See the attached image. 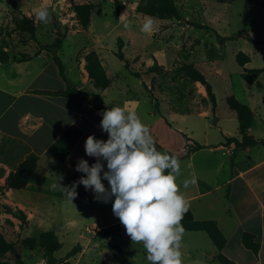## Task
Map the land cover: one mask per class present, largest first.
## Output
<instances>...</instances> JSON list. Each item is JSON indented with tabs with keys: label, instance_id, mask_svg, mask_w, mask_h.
Wrapping results in <instances>:
<instances>
[{
	"label": "crops",
	"instance_id": "1",
	"mask_svg": "<svg viewBox=\"0 0 264 264\" xmlns=\"http://www.w3.org/2000/svg\"><path fill=\"white\" fill-rule=\"evenodd\" d=\"M75 24L78 25L77 22ZM79 30V26L72 28L68 34ZM134 36H138V33ZM97 42L77 51L75 60L71 63V71L62 61L64 73L78 94L96 97L102 106L112 108L117 106L114 104L115 99L110 96L112 79L108 87L98 90L89 81L85 69L84 54L93 48L99 53L109 76L108 61L101 49L103 45L99 48ZM123 44L122 49L125 46ZM34 52L23 58L11 57L5 63L0 62V205L3 204L4 209L9 206L23 210L27 224L20 228L19 220L6 212H2L1 217L4 220L10 218L18 233L37 232L39 235L49 229H54L58 237L65 233L73 242L72 247L79 245V250L70 256L73 264H77L85 253L97 247L103 248L101 253H106L103 242L113 238L117 232L126 234L125 227L113 214L112 203L115 197L107 203L99 202L94 199L92 191L78 187V196L70 201L53 185H58L59 182L70 185L68 179L76 171L75 165L79 158L88 160L89 165L93 164L95 158L87 156L85 152L86 138L94 134L98 139L107 140L108 133L100 129L102 111L87 99L79 95L48 92L65 90L67 82L60 75L51 53L44 49L37 54ZM137 56L141 59L140 54ZM154 61H144L145 66H151ZM186 63H193L204 74L210 68L209 62L207 67L194 59H189ZM76 78H79L80 84ZM233 94L247 104L254 115L248 119H238L237 129H231L223 123L228 118L236 117L229 108L218 122L221 131L216 139L207 136L211 128L208 124L205 138L198 142L204 147L179 159L181 175L177 178V183L190 202L189 210L192 214L191 219L181 221L185 228L181 248L183 264H221L217 260L219 254L235 264H264V94L257 92V88L248 95L236 91ZM204 108L206 109H192L195 111L186 109L184 112H197L206 118L213 115L210 103ZM165 109L167 112L172 110L169 106ZM157 111L160 112L154 107L148 112L145 124L161 145L158 150L170 155L182 154L187 139H184L180 131L185 133L187 128H175L161 115L156 118ZM71 124L79 126L82 134L65 160L59 161L48 152V147ZM240 127L244 134L260 143L245 148L224 145L223 134L241 139ZM30 153L38 155V162L29 182L20 189L7 187L9 173ZM104 163L107 170L106 161ZM185 179L195 180V183L184 189L182 182ZM102 182L105 186L108 185L107 180ZM81 192L90 200L82 202ZM85 212L93 215V224L89 227L93 230L78 232L76 217ZM66 217L67 223L71 225L63 229L62 219ZM243 232L252 233L259 241L256 253L242 242ZM32 250L37 251L32 254L34 264H46L42 251L38 247ZM70 258L65 259L64 263ZM116 263L128 262L119 259ZM116 263L109 261L103 264Z\"/></svg>",
	"mask_w": 264,
	"mask_h": 264
},
{
	"label": "rangeland",
	"instance_id": "2",
	"mask_svg": "<svg viewBox=\"0 0 264 264\" xmlns=\"http://www.w3.org/2000/svg\"><path fill=\"white\" fill-rule=\"evenodd\" d=\"M91 1L94 8L89 25L68 34L72 28L79 26L75 24V13L68 0H0V40H6L11 57L23 58L32 54L39 44L51 43L58 30H67L59 55L69 71L77 51L98 41L97 47L103 45L102 53L108 61L109 76L113 81L109 90L110 96L115 99L114 104L135 111L145 123L156 100L161 112L157 111L156 118L161 115L175 128L181 126V130H185L186 127L185 133L180 131L182 136L196 142L205 138L208 124L211 125L207 133L210 139H216L220 133L218 122L224 117L225 111L229 110L225 101L227 95L234 91L248 95L255 88L257 92L264 94V0H174L182 18H155L154 30L151 32L140 30L145 16L149 15L137 12L135 4L139 0H119V7L115 0ZM15 2L17 6L14 5ZM43 7H47L52 13V20L47 25L35 19V13ZM19 11L34 18L37 24L35 38L14 28L12 16ZM126 23L130 24L128 29L124 28ZM137 33L138 36H134ZM118 38L125 43L122 51L129 60V67L115 53ZM239 51L250 57L244 64L247 69L263 70L258 74L244 70V66L236 58ZM149 59L156 60L154 67L150 69L144 62ZM189 59L200 62L204 67H207V62L210 64L205 75L216 96L215 116L206 118L197 112H184L186 109H206L204 107L210 103L204 87L178 72V67ZM130 69L140 72L141 77ZM76 79L80 84L79 78ZM143 82L150 90L145 88ZM167 106L172 110L167 112ZM223 123L231 129H237L238 119L228 118ZM81 197L82 202L90 200L82 192ZM2 212H5L3 204L0 205V229L8 240L17 242L24 264H34L32 254L37 251L20 242L23 238L35 237L38 233H18L14 224L1 217ZM67 219H62L63 229L71 225L67 223ZM76 219L78 232L87 233L93 224V215L85 212ZM59 239L62 245L54 256L65 258L73 242L65 233L59 234ZM113 244H118L127 251L129 261L124 264H150L143 244L133 243L129 235L118 232L113 238L103 242L106 253H101L103 248L97 247L85 253L77 264L116 263L117 259L111 248ZM3 261L11 262L13 256L7 254L0 257V263ZM66 264H73V258Z\"/></svg>",
	"mask_w": 264,
	"mask_h": 264
},
{
	"label": "clouds",
	"instance_id": "3",
	"mask_svg": "<svg viewBox=\"0 0 264 264\" xmlns=\"http://www.w3.org/2000/svg\"><path fill=\"white\" fill-rule=\"evenodd\" d=\"M39 23L47 25L52 13L47 7L35 13ZM155 18L145 16L142 32L154 30ZM129 23L124 25L125 29ZM100 129L108 133V139H98L90 134L85 141V152L94 157L79 158L75 170L86 175L71 185H53L67 199L78 196L77 188L83 185L94 193V199L112 203L113 214L120 219L133 243H142L150 264H183L182 238L185 228L181 224L190 202L181 191L177 178L181 165L175 155L161 152L156 147L150 128L135 111L121 106L107 108L100 113ZM106 169L105 170V162ZM108 181V187L102 182ZM195 180L185 179L184 189Z\"/></svg>",
	"mask_w": 264,
	"mask_h": 264
},
{
	"label": "trees",
	"instance_id": "4",
	"mask_svg": "<svg viewBox=\"0 0 264 264\" xmlns=\"http://www.w3.org/2000/svg\"><path fill=\"white\" fill-rule=\"evenodd\" d=\"M71 9L75 13V17L77 23L80 28H86L91 21V13L94 8V3L91 0H68ZM116 6H120L119 0H115ZM17 6L16 2L14 3ZM136 10L141 12L142 14L149 15L158 19H181L180 11L174 0H139L136 5ZM12 20L14 23V28L23 32H27L31 38L36 37V28L37 24L31 16L22 13L19 11L12 16ZM199 25V24H197ZM204 27V26H201ZM67 30L65 31H57L56 36L53 41L49 44H39L38 50L34 52L37 54L39 50L44 49L48 53H51L55 63L58 66L60 75L66 80L67 88L61 91H48L50 93H58L64 95H79L78 92L71 87L69 79L66 77L64 73V66L62 63V59L58 54V51L62 48L63 41L67 36ZM123 40L118 38L117 40V51L116 55L124 60V64L126 67H129V60L125 57L124 52L122 51ZM236 58L240 65L244 66L246 62L250 60L249 55L245 54L243 51H239L236 54ZM11 59V54L8 49V44L4 38L0 40V62L5 63ZM85 59V69L88 73V78L93 87L98 90H103L108 87L111 83V78L108 76L105 66L102 63V60L99 56V53L90 48L84 54ZM156 60L154 63L148 67V69L154 67ZM254 74H258L263 69H247ZM132 73L141 77V73L137 71H133L130 69ZM178 72L182 74L185 78L190 80L191 82H198L205 87L206 95L211 104V110L213 115L216 112V96L213 91V87L211 83L206 78L205 74L199 70L193 63H183L178 67ZM145 88L146 83L143 82ZM149 89V88H146ZM150 90V89H149ZM152 97V92L150 93ZM87 99L91 104H93L100 111H105L107 108L102 106L99 101H97L96 97H86L81 96ZM225 101L228 107L235 113V116L239 120L248 119L254 115V111L245 103L241 102L235 95L230 94L227 95ZM154 106L157 108V101L154 100ZM239 131L242 135L241 139L237 136H230L227 134H223L224 136V145H233L235 148H245L247 146L256 145L260 143V141L254 139L252 136L246 135L243 133V128L240 127ZM82 130L79 126L75 124L69 125L57 138L54 140L50 146L48 147V152L54 156L59 161H64L67 155L70 153L74 145L77 143L79 138L81 137ZM153 136V135H152ZM154 137V136H153ZM155 139V137H154ZM156 142L157 149L161 148V145ZM204 147V145L199 144L198 142L193 141L191 138H187V143L185 146V150L182 154H171L175 155L178 160L186 155H189L194 150L200 149ZM38 162V155L35 153H30L27 157L21 161L14 171H11L6 179V185L12 189H20L24 187L30 180ZM86 175L81 172L74 171L68 179V184H72L74 181L79 180L80 176ZM109 185H107L108 187ZM79 188L85 190L83 185H79ZM5 212L10 214L12 217L19 220L20 228H23L25 224H27L26 214L23 210L19 208H11L9 206H5ZM192 218V214L190 210L184 215L182 221L189 220ZM10 224H13V221L10 218H6ZM126 232V229H124ZM242 242L246 247L251 249L254 253H256L259 249L260 243L256 240L255 235L249 232L242 233ZM21 245L26 246L30 249L38 247L43 254V257L46 261V264H65L64 261L68 257L74 255L79 250V245L73 246L69 252L67 253L65 258H57L54 256L55 251H57L62 243L56 234L55 230L49 229L39 233L37 237L28 236L21 240ZM112 249L115 253V258L124 260L126 262L129 261V256L127 251L123 250L118 244H113ZM7 254H11L13 256V261L7 262L3 261L0 264H24L22 260V255L17 246V242L13 240H8L3 232L0 229V257H4ZM218 261L221 264H235L234 261L230 260L223 254H219L217 256Z\"/></svg>",
	"mask_w": 264,
	"mask_h": 264
},
{
	"label": "built area",
	"instance_id": "5",
	"mask_svg": "<svg viewBox=\"0 0 264 264\" xmlns=\"http://www.w3.org/2000/svg\"><path fill=\"white\" fill-rule=\"evenodd\" d=\"M124 2V1H123ZM125 3V2H124ZM93 230V228H89L88 231L91 232Z\"/></svg>",
	"mask_w": 264,
	"mask_h": 264
},
{
	"label": "water",
	"instance_id": "6",
	"mask_svg": "<svg viewBox=\"0 0 264 264\" xmlns=\"http://www.w3.org/2000/svg\"><path fill=\"white\" fill-rule=\"evenodd\" d=\"M107 187V186H106Z\"/></svg>",
	"mask_w": 264,
	"mask_h": 264
}]
</instances>
